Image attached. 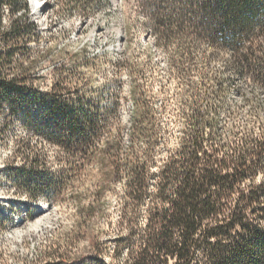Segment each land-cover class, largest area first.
<instances>
[{"label":"rangeland","instance_id":"1","mask_svg":"<svg viewBox=\"0 0 264 264\" xmlns=\"http://www.w3.org/2000/svg\"><path fill=\"white\" fill-rule=\"evenodd\" d=\"M143 3L34 0L39 7H31L30 16L38 36L32 32L28 37L27 58L22 61L19 54L14 61L27 68L14 70L28 88L11 99L13 109L0 97V264H96L99 259L123 264L126 257V249L114 257L123 183L100 154L83 161L80 151L73 155L78 151L74 144L64 149L46 140L44 131L52 120L44 115L53 101H62L65 109H118L123 151L129 146L134 109H153L161 127L173 125L175 130L181 125L179 113L215 109L223 139L242 129L261 132L264 88L254 89L247 78L231 76L227 52L210 58L211 50L203 44L194 50L195 61L179 74L171 65L176 47L155 43ZM221 85L225 91L215 96ZM195 100L197 108L192 106ZM114 134L111 118L96 149ZM169 141L172 145L174 138ZM144 145L140 140L137 150ZM28 152L39 157L37 175L47 181L37 184L41 194L36 200L29 193L33 180L25 182L18 171ZM162 155L160 151L158 157ZM99 191L98 206L82 219Z\"/></svg>","mask_w":264,"mask_h":264},{"label":"trees","instance_id":"2","mask_svg":"<svg viewBox=\"0 0 264 264\" xmlns=\"http://www.w3.org/2000/svg\"><path fill=\"white\" fill-rule=\"evenodd\" d=\"M143 5L155 43L176 47L171 65L179 74L203 44L210 58L227 52L231 76L264 88V0H144ZM36 28L26 0H0V97L10 104L28 88L14 70L27 68L14 61L19 54L22 61L27 58L28 37L38 36ZM224 91L217 86L213 94L220 97ZM62 104L53 101L44 115L52 120L46 140L64 149L74 144L73 155L80 151L83 161L100 154L123 183L115 258L126 249L123 264H264V126L259 134L242 129L225 140L215 109L179 113L176 130L161 127L153 109H134L123 151L118 109H65ZM111 118L113 139L96 149ZM140 140L145 145L138 151ZM27 156L18 171L25 182L33 180L29 193L36 200L37 184L47 181L37 175L39 157ZM99 200L100 191L82 219Z\"/></svg>","mask_w":264,"mask_h":264},{"label":"bare ground","instance_id":"3","mask_svg":"<svg viewBox=\"0 0 264 264\" xmlns=\"http://www.w3.org/2000/svg\"><path fill=\"white\" fill-rule=\"evenodd\" d=\"M27 1V3H28V5H29V8L31 9V7H33L32 9L34 10V8H38L39 7V4H34V0H26ZM36 1V0H35ZM33 3V4H32ZM46 3V2H45ZM40 5H42V2H41V4ZM31 11V10H30ZM31 17V16H30ZM36 31L37 32H39V30H38V27L36 28Z\"/></svg>","mask_w":264,"mask_h":264}]
</instances>
